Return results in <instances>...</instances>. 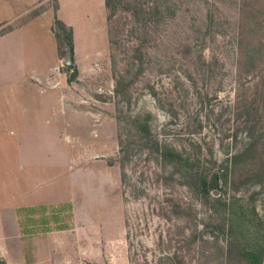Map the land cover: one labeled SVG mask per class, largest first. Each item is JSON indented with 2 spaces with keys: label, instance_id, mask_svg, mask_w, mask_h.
Segmentation results:
<instances>
[{
  "label": "rangeland",
  "instance_id": "1",
  "mask_svg": "<svg viewBox=\"0 0 264 264\" xmlns=\"http://www.w3.org/2000/svg\"><path fill=\"white\" fill-rule=\"evenodd\" d=\"M110 2L55 24L77 165L109 190L74 264H263L264 0Z\"/></svg>",
  "mask_w": 264,
  "mask_h": 264
},
{
  "label": "crops",
  "instance_id": "2",
  "mask_svg": "<svg viewBox=\"0 0 264 264\" xmlns=\"http://www.w3.org/2000/svg\"><path fill=\"white\" fill-rule=\"evenodd\" d=\"M54 1L55 7L46 5L51 0H0V258L6 264H74L81 239L97 241L81 225L97 226L98 217L100 225L111 224L105 180L99 189L92 175L83 183L77 165L81 98L67 93L76 78L66 68L74 63L55 30L57 21L75 23L80 0Z\"/></svg>",
  "mask_w": 264,
  "mask_h": 264
},
{
  "label": "trees",
  "instance_id": "3",
  "mask_svg": "<svg viewBox=\"0 0 264 264\" xmlns=\"http://www.w3.org/2000/svg\"><path fill=\"white\" fill-rule=\"evenodd\" d=\"M106 5H107V7H110V5H111L110 0H106ZM70 51H71V54H73V52H74L73 44L70 46ZM72 57H73V56H72ZM74 77H75V75H72V76H71V78H74ZM262 252H263V249H262ZM263 264H264V261H263Z\"/></svg>",
  "mask_w": 264,
  "mask_h": 264
}]
</instances>
